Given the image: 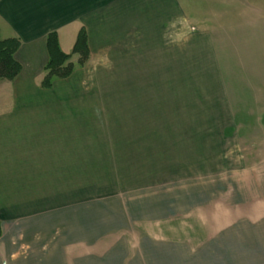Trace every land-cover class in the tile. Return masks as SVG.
I'll return each instance as SVG.
<instances>
[{
	"label": "rangeland",
	"instance_id": "obj_1",
	"mask_svg": "<svg viewBox=\"0 0 264 264\" xmlns=\"http://www.w3.org/2000/svg\"><path fill=\"white\" fill-rule=\"evenodd\" d=\"M180 1L186 6L185 0ZM214 1L188 0L186 8L193 15L203 13L208 26H214L215 12H221L223 7L232 12L226 21L246 20L245 7H228L222 1ZM257 1L264 5V0ZM191 2L193 5L189 6ZM104 11L107 14L108 8L97 10L90 60L78 67L79 56L73 55L71 61L77 69L68 78L70 81L57 80L52 89H43L41 109L47 143L40 152L43 160L30 158L31 152L23 147L10 151L14 154L10 161L15 164L4 170L15 182L4 183L10 190L8 198H0L4 217L19 211L22 217L14 223H23L26 228L34 218H40L43 259L48 248L62 244L67 254L65 264H72L67 263L72 259L74 264H125L121 259L130 255L132 259L127 264H248V247L242 244L251 236L247 230L240 232V227L235 232L230 229V206L239 201L232 196L246 184L221 181L231 170L220 156L222 151L215 155L213 165L192 157H196L201 146L195 128L202 134L210 127L209 120L195 117L192 105H187L185 114L180 112L183 104L186 109L187 97L192 96V80H203V95L208 79L206 72L185 69L180 36L184 24L179 21L182 8L170 27L180 36L172 49L175 55H168V44L173 38H164L167 45L160 47L149 32L135 27L123 38L118 9L108 17ZM68 49L66 53H71L72 49ZM222 49V75L235 107L241 110L251 108V103H262L264 56L258 51L256 55L250 53L247 42L241 39L227 40ZM180 66L184 68L178 70ZM44 76L45 72L41 86ZM136 99L140 100L138 104ZM35 109L39 108H29L31 114H38ZM152 110L156 111V118H151ZM16 120L18 131L22 121ZM245 122L246 128L242 130L247 133L231 136V131H227L226 136L222 135L228 149L237 150L232 154L237 153L239 169L247 160L246 157L243 161L239 154L244 152L248 158H254V152L247 148L264 138L260 126L250 128L253 120ZM30 137H35L33 132L24 136L27 144ZM15 143L18 144L17 139ZM242 200L245 211H236L238 222L242 218L239 214H247L248 202ZM206 202L219 211L225 225L207 246L192 252L172 243L161 245L159 250L157 244L149 246L153 233L167 235L170 225L199 221L194 213ZM8 218L3 227L10 233L12 221ZM262 240L259 242L263 243ZM120 244L126 247V256L121 254ZM16 249L22 254L28 248ZM136 253L138 258L134 257Z\"/></svg>",
	"mask_w": 264,
	"mask_h": 264
},
{
	"label": "crops",
	"instance_id": "obj_2",
	"mask_svg": "<svg viewBox=\"0 0 264 264\" xmlns=\"http://www.w3.org/2000/svg\"><path fill=\"white\" fill-rule=\"evenodd\" d=\"M187 1L185 0L186 6ZM215 1H222L228 7L236 4L245 7L248 12V16L246 12H243L247 16L246 20L226 21L232 12L225 11L226 7H223L221 12L217 13V10L215 12L212 20L214 26H208L205 24L208 18L204 17L203 13L201 16L191 14L180 0H0V38L17 37L20 39L21 46L16 53V58L22 65V71L17 78L12 81H0V198L10 196L8 194L10 190L4 183L15 182V179L10 174L7 175L4 170L5 167L12 168V164H15L14 161H10L14 156L13 153L10 154V151H20L23 147L24 150L31 152L30 158L43 160V153L40 152L43 151V146L47 143L43 136V109H41L43 108V87L40 82L44 67L49 59L48 33L58 31L61 48L67 52L68 48L73 49L78 32L84 26L88 32L91 57L94 52L92 32L95 29L94 24L97 23V14H99L97 10L108 8L107 14L105 11L102 12L108 17L113 10L118 9L119 26L121 35L123 34L121 37L127 38V33L131 31L132 27H135L136 30L139 28L142 32H149V36L159 41L156 45L160 47L167 45L164 38H173V42L168 44V55L172 53L175 55V51L172 49L176 47V38L182 36L184 47L182 60L186 65L185 69L208 74L206 93L202 95L200 90L204 86L203 80L199 82L192 80V96L187 97L186 109L183 104V110H180L185 114L188 112L187 105H192L195 117L209 120L210 127L205 128L202 134L199 132V128H195L198 129L196 130L198 132L196 140L201 143V146L197 148L199 153L195 154L196 157L193 154L192 157L198 160L201 158L206 162L210 161V164L213 165L212 160H215V155L221 154L220 151H222L220 156L222 160L225 159V164L229 165L231 170L223 175L221 181L246 184L241 186L240 190L238 188L235 196H232L233 200L238 198L239 201H233L230 206L232 212L230 214V229L235 232L240 227V232L248 231L247 234L251 236V239L247 242L244 241V245L242 244V246L247 245L248 247L249 260L247 263L264 264V242H259L261 238L264 241V138L262 141L256 140L255 143L250 144L252 146L247 148L254 152V158L251 157L254 160L251 161L248 154H243L244 152L243 155L239 154L243 161L247 157L244 166L239 169L236 160L237 153L232 154L237 150L233 149L231 152L230 148L228 149L226 137L222 136H226L227 131H231V136L239 132L247 133L248 131L242 130L247 124L245 120H253V123L249 125L250 128L258 125L260 126L259 131L261 133L263 131L264 135V101L259 103L260 105L251 103V108L237 109L233 99L229 97L228 87L221 70L222 48L226 46L227 40H245L250 53L256 55L258 51L260 55L264 56V5L257 0ZM192 5L191 2L189 6ZM181 8L179 21L181 20L184 24V31L183 35L177 36L176 31L173 33L170 27L171 24L176 23L177 11L180 13ZM161 40L163 41L160 42ZM179 55H181L180 52H178ZM182 68L184 67L180 66L178 70H182ZM70 79H65V81H70ZM136 101L138 104L140 100L136 99ZM33 106L39 108L34 110L38 114H31L29 108ZM140 110L143 111L144 107ZM155 114L156 111L152 110L151 118H156ZM134 117L139 118L138 110L135 111ZM16 118H20L22 121V126L18 131L15 129ZM35 124H37L36 128L33 127ZM237 129H241V131L237 132ZM32 132L35 137L33 140L30 137L27 144L24 136H30ZM16 139L18 144L15 143ZM51 141L54 142V140ZM216 158H218L216 159L218 162L219 157ZM28 165L31 166L32 162ZM242 199H246L245 202H248L247 214H239V217L242 216V218L238 222L235 219L236 211L240 208L243 212L245 208ZM206 200L209 202L208 199ZM20 214L22 213L19 211L7 214L9 218H6L12 221V227L9 229L11 232L7 233L3 227L6 220L5 213H2L0 209L2 223L0 264H44L43 262L45 264H65L64 256L67 254L62 248V244L56 246L57 248H48L45 259H43V250H41L43 238L40 234L43 228L42 223L39 222L40 218H34L32 225L26 228L23 223L18 225L14 223L17 218L22 217ZM194 214L199 216V221H190L183 225H170L173 229L168 228L167 235L166 232L163 234L162 232L161 234L153 233L149 246L157 244L159 250L161 245L172 243L186 248L187 252L201 250L214 238H217L225 228L223 216L219 214V211L211 209L208 203L205 206H200ZM37 241L39 242L37 243ZM21 246L28 248L26 253L25 251L22 254L18 253L16 248ZM120 246H122L121 254L126 256L128 254L126 247L124 244H120ZM138 255L139 253H136L134 257L138 258ZM127 257L130 258L131 255ZM127 257L121 259V262L127 264L131 261L132 258L128 259ZM76 258H79V255ZM72 261L67 260V263L74 264Z\"/></svg>",
	"mask_w": 264,
	"mask_h": 264
},
{
	"label": "trees",
	"instance_id": "obj_3",
	"mask_svg": "<svg viewBox=\"0 0 264 264\" xmlns=\"http://www.w3.org/2000/svg\"><path fill=\"white\" fill-rule=\"evenodd\" d=\"M21 46L17 37L0 38V81L14 80L22 71V65L16 58V53ZM47 50L49 59L44 67L45 76L42 81L43 89H52L55 81L70 78L77 69L71 61L73 55H78V67H84L90 59L91 50L87 29L83 26L77 35L71 53L62 50L59 42L58 31H52L47 35ZM2 227L0 221V237Z\"/></svg>",
	"mask_w": 264,
	"mask_h": 264
}]
</instances>
